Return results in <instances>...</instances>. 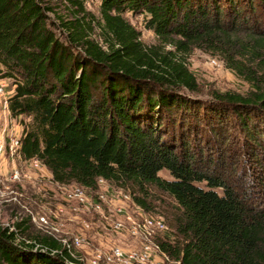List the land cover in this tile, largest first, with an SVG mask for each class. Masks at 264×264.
<instances>
[{"label": "trees", "instance_id": "trees-1", "mask_svg": "<svg viewBox=\"0 0 264 264\" xmlns=\"http://www.w3.org/2000/svg\"><path fill=\"white\" fill-rule=\"evenodd\" d=\"M88 1L69 0L79 14ZM101 3L102 44L78 18L56 25L40 0H0V73L16 87L9 110L29 119L19 154L39 160L61 185L129 189L145 209L153 190L168 194L183 241L160 246L181 264H264V207L233 184L227 165L262 150L256 136L264 129L254 123L264 125V0ZM126 14L144 16L163 45L146 46ZM193 48L221 56L252 93L215 94L210 106L195 101ZM230 112L246 132L242 151L222 148ZM209 150L226 176L211 170L214 162L202 165ZM36 243L0 228V264H78L58 241Z\"/></svg>", "mask_w": 264, "mask_h": 264}, {"label": "rangeland", "instance_id": "rangeland-1", "mask_svg": "<svg viewBox=\"0 0 264 264\" xmlns=\"http://www.w3.org/2000/svg\"><path fill=\"white\" fill-rule=\"evenodd\" d=\"M40 1L52 10L48 16L56 25H60V20L73 21L78 18L91 24V35L102 44L101 0L88 1L85 11L80 14L69 0ZM125 17L141 33L146 46L163 45L154 32L146 29L144 16L126 14ZM260 22L264 24V19ZM187 63L198 84V91L189 96L202 104L210 106L209 100L215 94L244 96L253 91L251 82L229 69L226 61L219 55L193 48L188 53ZM0 89H3V92L0 90V139L4 145V151L0 154V228H8L10 233H15L18 242L27 244H37V239L45 237L54 239L67 248L68 253L78 260V264H94L98 260L97 255H102V259L96 264H133L113 260L110 256L115 248H122L127 252H139L143 249L146 241L132 233V225L133 222L139 223L145 219L154 218L164 224L162 229L156 227L150 230L151 242L159 246L161 252V243L176 246V242L183 241L176 229V218L180 216V211L175 200L168 194L153 190L148 201L149 209H145L132 201L126 188L105 182H100L98 189L92 191L75 183L61 185L53 181L52 174L46 167H37L33 160L23 159L18 148L14 147V141L22 138L24 125L29 119L12 117L8 101L14 95L16 87L11 79L2 77L1 73ZM255 124L257 130L262 132L264 125ZM224 125L227 135L222 148L228 147L231 152L235 149L242 151L246 132L237 115L230 112ZM256 140L262 142V150H257V159L255 156H247L249 160L246 162L244 158L239 156L238 159L235 155L231 164L227 165L229 169H233L230 174L233 184L240 186V191H243V186L254 198L255 206L261 208L264 207V135L258 134ZM210 152L211 150L202 155V165L214 162L215 166L211 170L218 174L222 172L226 176L227 174H223L226 171L218 169L216 164L218 154ZM242 169L249 175L247 179L239 175ZM160 175L171 180L167 171ZM252 176L257 178L253 181ZM252 184L257 186L250 187ZM78 188L84 191V202L68 197V194ZM130 190L133 192L132 188ZM122 194L129 195L130 199L125 200ZM120 208L122 212L119 211ZM41 218L46 222L41 221ZM18 224H22L21 229H18ZM76 238L84 240L83 243L77 245L74 242ZM163 253L166 256L154 254L146 264H179L167 253Z\"/></svg>", "mask_w": 264, "mask_h": 264}, {"label": "built area", "instance_id": "built-area-1", "mask_svg": "<svg viewBox=\"0 0 264 264\" xmlns=\"http://www.w3.org/2000/svg\"><path fill=\"white\" fill-rule=\"evenodd\" d=\"M3 88V87H1ZM1 92H3V89H0ZM14 147L18 148L20 147V139L14 141ZM4 151V145L2 142V139H0V154ZM34 164L39 167L40 165H42V163L37 160L34 159L33 160ZM103 183V181H101ZM69 198H78L79 200H81L82 202H84L85 198H84V191L81 188L76 189L74 192L68 194ZM122 197L125 200H129L130 196L129 195H124L122 194ZM101 198L103 199L104 197L101 196ZM120 212H122V209H119ZM129 220H131V218H128ZM41 221L46 222V220L44 218H41ZM164 228V224L162 221H157L154 218H150V219H145L143 222H133L132 225V233L134 235H138L142 238L145 239L146 241V245L143 247V249L139 252L137 251H131V252H127L125 250H123L122 248H115L114 250H112V254L110 257H113V260L119 261V262H129V263H137V264H146V262L150 261L151 258L154 257V254L156 255H163L166 256L163 252H161L159 246H156L155 244H153L151 242V232L150 230L152 228ZM84 240H81L80 238H76L74 239V242L77 245H81L83 243ZM66 243V242H64ZM98 260H95L94 264L98 263L101 259H102V255H97ZM112 260V259H111ZM180 264V262H177Z\"/></svg>", "mask_w": 264, "mask_h": 264}]
</instances>
